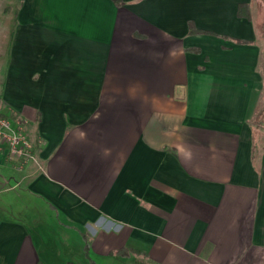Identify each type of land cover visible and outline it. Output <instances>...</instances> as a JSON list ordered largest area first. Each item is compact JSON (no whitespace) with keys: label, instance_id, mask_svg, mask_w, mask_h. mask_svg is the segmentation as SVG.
Instances as JSON below:
<instances>
[{"label":"crops","instance_id":"obj_1","mask_svg":"<svg viewBox=\"0 0 264 264\" xmlns=\"http://www.w3.org/2000/svg\"><path fill=\"white\" fill-rule=\"evenodd\" d=\"M261 17L0 0V112L35 147L0 165V264H264Z\"/></svg>","mask_w":264,"mask_h":264},{"label":"built area","instance_id":"obj_2","mask_svg":"<svg viewBox=\"0 0 264 264\" xmlns=\"http://www.w3.org/2000/svg\"><path fill=\"white\" fill-rule=\"evenodd\" d=\"M28 122L16 114L0 113V165L24 166L35 160Z\"/></svg>","mask_w":264,"mask_h":264},{"label":"trees","instance_id":"obj_3","mask_svg":"<svg viewBox=\"0 0 264 264\" xmlns=\"http://www.w3.org/2000/svg\"><path fill=\"white\" fill-rule=\"evenodd\" d=\"M238 16L240 18H246L248 20H251V15H250V12H249V7L248 5H241L239 7V10H238ZM190 26H192V28L190 29V34L191 35H198V34H201L202 32L196 30L192 24H190Z\"/></svg>","mask_w":264,"mask_h":264},{"label":"rangeland","instance_id":"obj_4","mask_svg":"<svg viewBox=\"0 0 264 264\" xmlns=\"http://www.w3.org/2000/svg\"><path fill=\"white\" fill-rule=\"evenodd\" d=\"M261 16H262V15H261ZM260 20H263V17H261ZM263 22H264V20H263L261 23H263ZM0 113H2V114H6V115L14 114V113H11V112H10V113H3V112H0Z\"/></svg>","mask_w":264,"mask_h":264}]
</instances>
